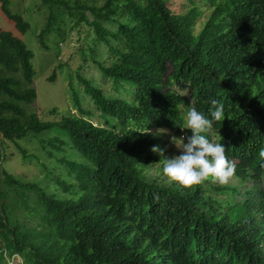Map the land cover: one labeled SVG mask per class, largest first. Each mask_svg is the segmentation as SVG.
<instances>
[{
    "label": "trees",
    "instance_id": "1",
    "mask_svg": "<svg viewBox=\"0 0 264 264\" xmlns=\"http://www.w3.org/2000/svg\"><path fill=\"white\" fill-rule=\"evenodd\" d=\"M42 1L64 11L72 0ZM205 2L210 14L198 32L195 11L174 14L168 0L71 7L96 44L108 47L112 61L99 67L126 90L125 97H110L78 78L106 126L82 111L54 123L27 113L37 97L33 54L0 30L1 139L59 130L44 148L47 190L1 174L8 189L33 191L34 199L27 222L10 219L0 206V264L14 257L17 264H264V0ZM0 10L20 34L29 30L8 0H0ZM52 23L50 17L38 35L43 49ZM212 99L224 104L229 118L203 135L224 145L237 184L184 189L163 174V165L160 175H147L151 148L161 138L144 132L180 133L191 108L209 116ZM72 100L79 108L74 94Z\"/></svg>",
    "mask_w": 264,
    "mask_h": 264
},
{
    "label": "rangeland",
    "instance_id": "2",
    "mask_svg": "<svg viewBox=\"0 0 264 264\" xmlns=\"http://www.w3.org/2000/svg\"><path fill=\"white\" fill-rule=\"evenodd\" d=\"M105 1L72 0L69 3V9L76 2L85 6L101 7ZM168 2L170 10L182 17H189L192 11H195L192 15L196 17L195 32L202 28L210 14V7L205 0H168ZM8 8L12 14L22 16L29 25V30L25 34H20L14 28L13 23L7 20L0 10V30L10 32L21 39L33 54L31 60L34 71L32 88L35 90L37 97L31 105L25 106L26 112L36 113L42 122L51 123L57 122L59 116L68 112L75 116H82V112H87L86 118L92 123L98 126H106L107 123L104 121V117H101L95 109L90 96L85 93L84 86L81 85L78 78L82 77L88 80L93 87L102 90L107 96H127L125 95L126 90L114 86L113 81L106 77L99 67V64L108 67L112 61L107 45L103 43L96 44L92 29L85 22L77 23L75 19L76 12L72 9L63 11L57 5L51 7L42 0H8ZM52 12L56 21L52 17ZM197 12H199L198 16ZM50 17L55 24L52 23L53 26L49 33L43 37L46 46V49H43L39 44L38 35L46 28ZM85 17L88 21L92 20L89 12L85 13ZM104 26L111 32L116 30L115 23H105ZM53 74L54 80L49 81L48 79ZM174 89L177 90V87H174ZM182 93L186 98L189 97L188 92L182 91ZM73 94L79 100V108L73 103ZM51 110H56L58 115L50 114ZM58 133L59 130L52 129L39 134H29L21 140L12 142L2 140L0 137V206H3L5 215L10 219L19 223L28 221L29 212L33 208L34 193L33 191L10 187L8 189V186L1 181L3 170L23 183H33L40 189L47 190L43 166H47L48 158L45 156L44 148H46L47 141L52 138L58 139ZM168 133L178 138L185 135L191 136V133L184 129L180 133ZM159 138L161 139L158 145L168 147L167 155L180 154L175 145L170 143L169 134L162 135ZM160 159L158 154L152 152L149 168L146 170L147 175L156 176L161 174L159 169L163 163L160 162ZM235 183L232 179L227 185L235 186ZM5 192H9V195L3 197ZM215 196L219 200L226 198L225 195ZM241 198H243V195ZM29 222L34 224L32 220H29ZM9 263L17 264L21 263V260L14 257Z\"/></svg>",
    "mask_w": 264,
    "mask_h": 264
},
{
    "label": "clouds",
    "instance_id": "3",
    "mask_svg": "<svg viewBox=\"0 0 264 264\" xmlns=\"http://www.w3.org/2000/svg\"><path fill=\"white\" fill-rule=\"evenodd\" d=\"M209 116L191 108L186 114L187 127L191 136L176 137L167 129H147L144 134L153 137L170 135V143L180 152L179 155H167L168 147L154 145L151 151L160 156L163 163V174L172 182L184 189L201 186L205 182L227 185L235 175L236 164L226 156V148L220 143H213L204 133H209L214 122L226 118L224 104L216 99L210 101ZM228 117V116H227ZM229 118V117H228ZM186 141V142H185ZM264 156V152H261Z\"/></svg>",
    "mask_w": 264,
    "mask_h": 264
}]
</instances>
